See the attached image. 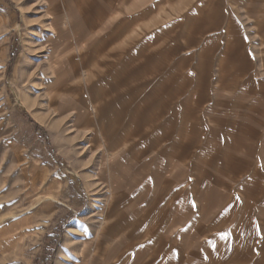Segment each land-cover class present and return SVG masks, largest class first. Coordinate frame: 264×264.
I'll return each instance as SVG.
<instances>
[{
    "label": "rangeland",
    "instance_id": "rangeland-1",
    "mask_svg": "<svg viewBox=\"0 0 264 264\" xmlns=\"http://www.w3.org/2000/svg\"><path fill=\"white\" fill-rule=\"evenodd\" d=\"M57 263L264 264V0H0V264Z\"/></svg>",
    "mask_w": 264,
    "mask_h": 264
},
{
    "label": "crops",
    "instance_id": "crops-1",
    "mask_svg": "<svg viewBox=\"0 0 264 264\" xmlns=\"http://www.w3.org/2000/svg\"><path fill=\"white\" fill-rule=\"evenodd\" d=\"M114 151L115 149L107 154L103 152L102 154L103 158L101 162L103 169L106 168L105 166L106 158L109 161L110 157L113 156L112 153ZM113 161L115 162V160ZM114 162L112 163L110 161L109 167H108L110 176L112 178V183H111V189H110V197L107 198L106 200L109 206H111L112 208L109 209L104 204L98 216V217H102V221L100 222L99 226L96 227V230H94L93 236L87 241L83 242V247L85 248V250L88 251L86 253V257L89 255L93 256L94 254L95 255L98 254L104 246H105L104 249H106L108 246V243H111V241H113L114 239H116V242L118 243L124 241L125 237L123 238V236L131 232L130 230L132 229L133 224H134L133 222L134 219H132L133 221L130 220L131 218L130 217L131 214L129 215L130 210H124L125 206H120V205L116 206V199L120 198V194L122 192L121 177H122L123 171H122V168L117 169L116 165L114 166L115 164ZM92 208L93 206L91 207V210L88 212V217H93L95 214L94 213L95 210ZM72 240L73 239L70 237V234H67L65 238V244L70 246L71 245L70 243L72 242ZM60 253L63 257H66L64 254L67 253V249L61 248Z\"/></svg>",
    "mask_w": 264,
    "mask_h": 264
},
{
    "label": "bare ground",
    "instance_id": "bare-ground-1",
    "mask_svg": "<svg viewBox=\"0 0 264 264\" xmlns=\"http://www.w3.org/2000/svg\"><path fill=\"white\" fill-rule=\"evenodd\" d=\"M187 161V160H186ZM181 164V163H180Z\"/></svg>",
    "mask_w": 264,
    "mask_h": 264
}]
</instances>
